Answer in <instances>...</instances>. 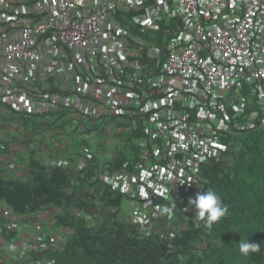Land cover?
<instances>
[{
	"label": "built area",
	"instance_id": "1",
	"mask_svg": "<svg viewBox=\"0 0 264 264\" xmlns=\"http://www.w3.org/2000/svg\"><path fill=\"white\" fill-rule=\"evenodd\" d=\"M123 12L153 38L167 33L171 20L183 25L169 39L164 63H156L159 73L136 96L121 77L146 68L136 56L156 59L159 52L126 35L118 25ZM52 79L76 86V96L49 94ZM245 85L255 108L247 109ZM67 109L123 116L129 130L161 141L148 158V185L165 200L170 192L187 198L202 162L227 150L218 131L231 124L264 131V0H0V112L34 117ZM183 109L194 123L174 129ZM162 211L154 206L153 218ZM145 220L140 213L138 222Z\"/></svg>",
	"mask_w": 264,
	"mask_h": 264
},
{
	"label": "trees",
	"instance_id": "2",
	"mask_svg": "<svg viewBox=\"0 0 264 264\" xmlns=\"http://www.w3.org/2000/svg\"><path fill=\"white\" fill-rule=\"evenodd\" d=\"M23 143L20 136L0 134V202L14 216L26 218L51 207L62 210L55 226L70 230L71 236L64 245L53 244L59 251L43 255L55 264H264V133L237 138L240 149L231 165L218 161L204 167L205 186L218 193L227 214L209 230L202 221L195 222L194 208L185 213L186 231L168 238L157 233L143 237L121 218L122 197L96 180L93 167L81 171L58 163L48 167L31 155L23 157L14 147L23 148ZM17 164H25L26 180L5 176ZM77 208L90 210L95 223L77 218ZM7 234L11 238L15 232ZM241 239L259 244L260 251L241 255L237 246Z\"/></svg>",
	"mask_w": 264,
	"mask_h": 264
},
{
	"label": "clouds",
	"instance_id": "3",
	"mask_svg": "<svg viewBox=\"0 0 264 264\" xmlns=\"http://www.w3.org/2000/svg\"><path fill=\"white\" fill-rule=\"evenodd\" d=\"M135 19L136 18H134L131 13H120L118 16V25L124 29L127 36L134 38L136 41L145 40L149 43L150 47L157 49V52H159L156 59H148L145 55L136 56L134 59L146 64V68L140 73H125L126 75L121 77L124 81L123 88L133 91V94L136 96L137 93L145 91L148 82L152 81L159 73V68L156 66V63L158 61L160 65L164 63L167 57V43L173 34L175 35L178 30L179 32L181 31L183 25L181 20H171L169 24L170 27H164L168 32L165 34H156L153 38L152 31L143 30L142 26L137 23L138 21L135 22ZM110 69L116 76L117 68L111 65ZM106 72H109V69ZM138 80L141 81L142 86H145V88L140 86ZM51 81H53V86L50 84L51 87L48 90L49 94L59 95L65 99L76 96V86L72 84L69 85L65 80L61 79H52L50 82ZM241 94L245 99L247 109H251L252 107L255 108V100L247 92L246 85ZM234 103L237 104V100ZM180 112V116L176 119L178 122H174L172 127L175 129V126L184 128L193 125L194 118L192 111L183 109ZM184 113L190 114L191 119L189 121L183 119ZM223 116L224 113L219 112V118H223ZM23 119L29 120V122L26 123ZM44 119L48 121L53 120L57 124H66L69 133L73 134L76 143L75 152L72 149L70 160L63 158V156H60L58 160L49 158L48 163L45 165L52 167L55 163H58L62 168H69L70 170L74 168L78 171L88 166L93 167L94 174L97 175L96 180L99 179L103 187L107 188L110 193L122 197L120 204L121 218L135 225L139 229V234L143 237L157 233L161 237L164 235L165 238H168L186 231L187 225L184 222L187 220V215L185 213L189 211L193 212L194 208L196 217L195 222L198 224V220L202 221L204 226L211 230L214 223L220 221L221 218L227 214L228 207L223 204L221 197L216 191L208 189L205 186V179L203 178L204 167L207 166L209 162L218 161H223L225 164L231 165L236 153L240 149L239 146L235 145L237 138L240 140L245 134L251 132L264 133V131L260 129L239 132L240 130L234 128L233 124H231V130L228 132L220 133V131H218L221 135V143L227 147L226 152L219 158L209 157L202 162L197 172V179L193 182L194 189H192L187 198L178 197L176 194L170 192L169 198L165 200L161 197V194L155 192L154 189L149 186L150 184L147 180L148 173L152 169L153 164L148 158L153 156L155 148H161V141L158 142L156 139H150V137H147L148 135H144L143 131L129 130L128 120L123 116L113 114L111 116L103 115L100 118H92L71 113L67 109L60 111L58 114H55L53 111L51 114L37 115L34 117L14 116L13 124L17 129L22 128L26 130L29 124L38 120L41 130L44 126L49 128L48 122H41V120ZM239 121L242 122L241 119ZM117 122H120V124H117ZM108 127H110L111 130H115L111 140L106 139L104 134V131L108 130ZM172 127H166L168 134L171 133ZM28 130H30L32 134V130L30 128ZM119 131L126 132L127 136L130 134V137H128V141H125L123 151L117 153L115 146H113L112 149V145L113 140H118L119 136L117 133H119ZM53 132L55 131L53 130ZM64 138L66 137L64 136ZM141 144H145L144 147H141ZM126 145L129 148L126 147ZM14 147L17 146L14 144ZM77 151L78 153H76ZM30 155L39 160L34 152ZM74 158H77V162L73 161ZM17 167L18 164L12 166V170H6L5 176L16 178L17 176L13 174L16 172ZM23 180H26V177L23 178ZM124 201L127 202L125 207H123ZM181 203H185V209L182 207ZM154 206L165 209V211L158 214L156 218H153ZM2 208L4 209L0 210V220L2 221H0V264H55L54 260L48 259L43 255L49 251H59L61 248L53 244L64 245L71 236L72 232L70 230L59 229L55 226L56 217L62 216V210L52 207L45 209H52L55 212L52 218L53 226L50 228L39 222L40 214L45 210L26 218L14 216L9 208L0 202V209ZM80 209L81 208H77L74 211V215L77 216V218H83L84 221L87 220L88 225L94 224L95 221L93 218H89L91 215L90 210L83 211ZM167 209L173 210L171 219L168 218ZM123 210L128 211V215L124 214ZM140 213L145 214L148 221L145 220L144 223L138 222ZM178 217L181 219L180 222L177 221ZM94 218L99 220V216L95 215ZM14 220H19L22 223H28V221L30 223L36 222L37 230L34 231L35 235L31 241L24 244L18 242V229L16 228ZM21 220H25L26 222ZM162 223L165 225H161ZM169 224L173 226L174 231H166ZM175 226H180L181 229L176 230ZM7 231L15 232L14 236L10 238ZM237 246L239 253L243 256H249L250 253H257L260 251V245L249 243L248 239H241Z\"/></svg>",
	"mask_w": 264,
	"mask_h": 264
},
{
	"label": "crops",
	"instance_id": "4",
	"mask_svg": "<svg viewBox=\"0 0 264 264\" xmlns=\"http://www.w3.org/2000/svg\"><path fill=\"white\" fill-rule=\"evenodd\" d=\"M13 120H14V116L12 115L9 116V115H6L5 112H0V134H2L4 137L6 136L9 137L11 136V134L15 135L16 137L18 136L22 137L24 141L23 145L25 146L23 148L21 147H18V148L15 147V148L19 150V153L23 157L27 158L32 152H34L35 155L40 160H43L44 164H47L49 161V158L58 160L60 156H63V158L70 160L72 149L75 152L76 143L74 140V136L73 134L69 133V129H67L66 124H57L53 120L48 121L44 119V120H41V122L42 123L48 122L49 128L44 126L40 130L39 128L40 123L37 120L29 124L26 130H24L22 128L17 129L15 125L13 124L14 123ZM29 128L32 130V134H31V131L28 130ZM53 130L55 132H53ZM113 133H115V130L113 129L111 130L110 127H108V130L104 131L105 137L108 140L112 139ZM63 135L67 139L64 138ZM117 135L119 136V138L116 141L113 140L112 149H113V146H115L117 153H119L123 151L125 147V141L126 140L128 141V138L125 136L126 132H123V131H119ZM126 147L128 146L126 145ZM73 169L74 168H72L71 170ZM13 175L20 177V178L27 177V171L25 169V164H18L17 170ZM3 209L4 208L0 210H3ZM54 214L55 212L52 209L43 211L40 214L39 222L51 228L53 226L52 218ZM14 222L16 223V228L18 229V242L24 244V243H28L29 241H31L35 235L34 231L37 230L36 222L34 221L33 223H30L28 221V223H22L19 220H14Z\"/></svg>",
	"mask_w": 264,
	"mask_h": 264
},
{
	"label": "rangeland",
	"instance_id": "5",
	"mask_svg": "<svg viewBox=\"0 0 264 264\" xmlns=\"http://www.w3.org/2000/svg\"><path fill=\"white\" fill-rule=\"evenodd\" d=\"M126 205H127V202L124 201V202H123V207H125ZM123 213L126 214V215H128V211H126V210H123Z\"/></svg>",
	"mask_w": 264,
	"mask_h": 264
}]
</instances>
